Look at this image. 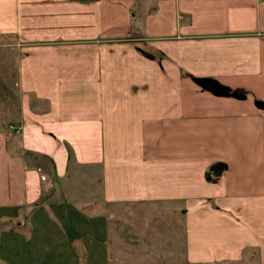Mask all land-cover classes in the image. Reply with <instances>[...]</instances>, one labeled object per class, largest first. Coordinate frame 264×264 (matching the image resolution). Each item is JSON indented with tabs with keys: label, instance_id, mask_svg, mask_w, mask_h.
<instances>
[{
	"label": "crops",
	"instance_id": "obj_1",
	"mask_svg": "<svg viewBox=\"0 0 264 264\" xmlns=\"http://www.w3.org/2000/svg\"><path fill=\"white\" fill-rule=\"evenodd\" d=\"M0 45L16 96L0 228L33 231L73 173L91 232L99 201L155 203L186 262L264 264V0H0ZM11 248L0 264H31Z\"/></svg>",
	"mask_w": 264,
	"mask_h": 264
},
{
	"label": "rangeland",
	"instance_id": "obj_2",
	"mask_svg": "<svg viewBox=\"0 0 264 264\" xmlns=\"http://www.w3.org/2000/svg\"><path fill=\"white\" fill-rule=\"evenodd\" d=\"M13 54L11 48L0 45V126L6 127H10L8 121L14 118L16 105ZM74 181L72 173L67 187L61 184L63 180L54 183L49 197L51 203L37 204L33 209L30 222L33 231L28 232L27 225L8 226L13 225L12 220L5 222L8 225L0 228V249L7 246L18 251L6 250L5 256L14 254V261L31 264L46 261L52 264L59 261L64 264H193L183 258V232L178 214H166L155 203L99 201L92 210L102 213L98 222L103 229L99 227L91 232L85 222L94 230V219L78 222V218L71 215L75 205L67 202L77 193L72 185ZM64 191L70 192V196H65ZM161 226L167 229L161 231Z\"/></svg>",
	"mask_w": 264,
	"mask_h": 264
},
{
	"label": "trees",
	"instance_id": "obj_3",
	"mask_svg": "<svg viewBox=\"0 0 264 264\" xmlns=\"http://www.w3.org/2000/svg\"><path fill=\"white\" fill-rule=\"evenodd\" d=\"M213 172V167L210 165V168L208 167L206 170H205V174L207 176V178L210 177V175L212 174Z\"/></svg>",
	"mask_w": 264,
	"mask_h": 264
}]
</instances>
